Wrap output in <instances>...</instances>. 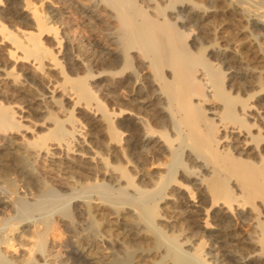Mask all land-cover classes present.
Instances as JSON below:
<instances>
[{
  "label": "bare ground",
  "instance_id": "1",
  "mask_svg": "<svg viewBox=\"0 0 264 264\" xmlns=\"http://www.w3.org/2000/svg\"><path fill=\"white\" fill-rule=\"evenodd\" d=\"M43 1L0 0V259L16 233L32 244L25 264H264V71L247 57L264 60V0H60L114 47L83 51V71L63 44L69 23ZM219 13L245 24L246 56L209 28Z\"/></svg>",
  "mask_w": 264,
  "mask_h": 264
},
{
  "label": "rangeland",
  "instance_id": "2",
  "mask_svg": "<svg viewBox=\"0 0 264 264\" xmlns=\"http://www.w3.org/2000/svg\"><path fill=\"white\" fill-rule=\"evenodd\" d=\"M34 2L36 1V0H33ZM74 1V0H73ZM85 1V2H84ZM46 2V3H45ZM61 1L60 0H44L43 1V5H42V7H45V8H48V7H51L53 10L54 9H56V11H59V12H61L62 13V20H64V22H67V23H69L66 27V29L67 30H65V32L62 34V40H63V44H64V46H68V48H71V49H73L72 51H73V53H74V56L76 57V60H77V66H78V68L81 70V71H83V66L85 65V63H86V60L84 61L83 59L84 58H82V56H81V54H82V52L83 51H87L88 52V55L89 56H94V57H101V55L100 54H102V53H105V51L107 52V51H114V47H109L108 46V44H106V42L105 41H103L101 38H102V35H101V33L99 34L98 32H96V31H94L93 33L90 31V29H87L86 27L88 26V21H85V20H82L81 19V17L79 18V16H78V14H74L75 12H74V10L73 9H70V8H67V10H66V6L67 5H62L63 3H60ZM70 2L72 3V0H70ZM80 2H82L81 4L83 5V3H84V5L82 6L80 3V5H78V3H76L75 1L73 2V5H74V7H77V9L79 10V9H82L85 5H90L86 0H81ZM77 5H76V4ZM39 5V4H38ZM49 5V6H48ZM62 6V7H61ZM65 6V7H64ZM65 8V9H64ZM59 9V10H58ZM73 11V12H72ZM64 12V13H63ZM99 16H97L96 18H95V22H97V23H99V27H101V31H102V33L103 32H113V29H112V22H111V24H110V26L108 27L104 22L105 21H110L109 20V17L107 16L108 15V12H106V11H102V12H100L99 14H98ZM110 15V14H109ZM215 16H216V18H215ZM215 16H213V18L212 19H209L208 21H209V28L211 29V30H213V29H216V28H218V27H220V28H222L223 27V29L225 30V31H227V32H225L226 33V36H227V38L230 40V41H232V44L233 45H230L231 47H232V49L233 48H235V50L236 49H240L242 52H245V48L247 47V46H245V44L247 45L248 44V42H247V40H246V38L244 37V35L243 36H241L242 34L241 33H239L238 34V32L239 31H241V28L243 27L242 25H245L243 22L241 23H239L238 24V26L237 27H239L238 29L237 28H234V27H236V26H231V25H233L234 23H236V22H230L228 19H224V17H226L225 15H224V13L222 14V13H219V14H217V15H215ZM221 18V19H220ZM4 20V21H3ZM8 19V17H6L5 15H3V14H1L0 13V21H2L3 23H5V25L7 26V27H9V28H11L10 26H11V21ZM225 20H227V21H225ZM223 21V22H222ZM84 22V23H83ZM211 22V23H210ZM213 22V23H212ZM219 22V23H218ZM226 22V23H225ZM229 22V23H228ZM219 25H218V24ZM223 23H225V24H223ZM228 23V24H227ZM233 23V24H232ZM103 24V25H102ZM214 25L213 27L211 26V25ZM218 25V27H217V25ZM87 25V26H86ZM235 25V24H234ZM237 25V24H236ZM86 26V27H85ZM103 26V27H102ZM213 29H212V28ZM227 27V28H226ZM231 27V28H230ZM245 27V26H244ZM243 27V28H244ZM242 28V30L244 31V32H246V30H244ZM109 29V30H108ZM235 29H237V30H235ZM100 31V32H101ZM230 33V34H229ZM246 35V34H245ZM231 36V37H230ZM230 37V38H229ZM245 38V41L247 42H245V43H243V42H241L244 38ZM231 38H232V40H231ZM240 38H242V40L240 39ZM233 39H234V41H236V42H234L233 41ZM241 40L240 41V43H238V40ZM229 41V42H230ZM249 41V40H248ZM90 43H92V44H95V45H97L96 46V48L94 49V51L88 46ZM234 43H235V45H236V47H233L234 46ZM236 43H238V44H236ZM46 44H47V46L48 47H51L52 48V46H53V42H52V39L51 38H47L46 39ZM241 44V45H240ZM243 44V45H242ZM243 47H245V48H243ZM89 48V49H88ZM105 49V50H104ZM82 50V51H81ZM96 52V53H95ZM100 52V53H99ZM78 55V56H77ZM247 55V53L245 52V56ZM79 56H81L80 58H79ZM253 56V55H252ZM250 57V56H248L247 55V57H249L250 59H251V64H252V62H253V60H261L263 63H259V64H255L254 65V63H253V65L256 67V69L258 70V71H264L263 70V64H264V60L263 59H257V57H258V54H255L253 57H254V59H252L253 57ZM256 56V57H255ZM78 58V59H77ZM256 58V59H255ZM80 59H82V60H80ZM255 62V61H254ZM63 65L65 66L66 65V63H64L63 62ZM252 65V66H253ZM257 65V66H256ZM261 65V66H260ZM134 64H133V68H134ZM259 66V67H258ZM262 67V68H261ZM261 68V69H260ZM99 69H97V68H95L94 69V72H95V74H96V72H99L98 71ZM256 70V71H257ZM53 74H54V72H53ZM96 78H99L98 76L96 77ZM55 79V80H54ZM53 80L54 81H58V78L56 77V76H53ZM247 80H248V83H247V87H246V90H245V93H251L252 91H254V87H256V83H255V81H256V76H254V75H250V77L249 78H247ZM105 85H106V83H105ZM140 85V86H139ZM107 87H109V89H111V82H107ZM137 87V90L138 89H140V87H141V84L140 83H137L136 84V86H135V88ZM95 90V89H94ZM128 90L127 89H122V90H120L119 91V95H120V97H121V100L122 101H124V102H128V101H132L133 99H137L136 97H130L129 95H128ZM244 94V93H243ZM23 98V99H22ZM19 99V100H18ZM26 100H27V102H26ZM15 101L17 102V101H19V103L21 104L22 103V105H26L27 103H28V97H20V98H17V99H15ZM143 100L141 99L140 100V102H142ZM81 109H78L77 111H78V114L76 115V117L78 118V120L80 121V122H82V123H84L85 124V129H87V128H89L90 127V125L92 124V122H93V115L92 114H90L89 112L87 113V111L86 110H84V109H82V107H80ZM259 111L260 112H263L264 113V97H263V100L261 101V105H259ZM30 118L32 119V120H38V116H35V115H31L30 116ZM94 138L96 139L95 141L98 143H100L101 141H102V137H100L98 134H94ZM237 136H235V138H236ZM238 139V138H237ZM240 141H244L243 140V138H240L239 139V142ZM238 143V142H237ZM241 143H239V146H242V144L240 145ZM9 170L11 169V168H8ZM128 170H130L129 168H128ZM11 174H12V172H10ZM44 175V176H43ZM9 182H15V177H14V175L12 174V175H10L9 174ZM44 177V180H46V183H48L52 188H54V189H58L59 188V190L61 191V193L62 194H70V191L69 190H66V189H64V190H62L61 188H63V187H65L66 186V182L61 178V177H56L55 176V174L54 173H49V174H47V173H44V174H42V178ZM50 178V179H49ZM61 179V180H60ZM63 183V184H62ZM58 185V186H57ZM56 187V188H55ZM30 188H32L31 190L32 191H36L37 190V188H36V186H34V185H32ZM170 197V196H169ZM170 199V201H167L169 204H172V197H170L169 198ZM59 203V202H58ZM58 203H56V205H54V206H52L51 208H47V209H45L46 208V206L44 207L43 205L42 206H40L39 208L40 209H37V211L36 212H34L32 215L34 216H43L44 215V213H46L45 214V216H48V214L50 215V214H52V213H54V212H57V211H59L61 208H62V206H60V204H58ZM44 205H47V204H44ZM48 206V205H47ZM42 207H44L43 209H42ZM42 209V210H41ZM45 209V210H44ZM11 213V212H10ZM40 214V215H39ZM14 214L12 213V216H13ZM31 215V216H32ZM32 216V217H33ZM35 216H34V218H35ZM40 216V217H41ZM9 218H7V217H5V221L3 222L4 224H13L14 223V221H13V219H9ZM3 224V225H4ZM7 224V225H8ZM9 224V225H10ZM1 228H2V225H1V227H0V231H1ZM106 229H104V231H105ZM13 236H15V238H16V243L15 244H17L16 246H15V249L14 250H11L10 252H9V254L6 256V257H1V258H3V259H0V264L2 263V264H25L26 263V261H27V259H29V257H31V250H29V248L28 247H30V246H32V244H30L28 241H26V240H23V239H20L19 237H18V234H16V233H14V235ZM26 241V242H25ZM117 251H118V253L120 254V257H123V254H124V250H123V248L122 247H120V246H117L116 248H115ZM182 259H184V258H182ZM5 260H7V261H5ZM56 260H58V261H60V259H56ZM47 262H48V264H61L60 262H58V261H56L55 262V259H50V258H48L47 260H46ZM62 261V260H61ZM156 261H158V259H152V261L151 262H149L148 264H150V263H153V262H156ZM175 261L177 262V263H180L181 262V258L180 257H176L175 258ZM115 264H117V262H114ZM113 263V264H114ZM39 264H43V261H42V259H39Z\"/></svg>",
  "mask_w": 264,
  "mask_h": 264
}]
</instances>
